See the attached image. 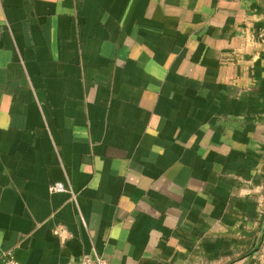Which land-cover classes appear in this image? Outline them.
<instances>
[{
    "label": "crops",
    "instance_id": "0c3cea01",
    "mask_svg": "<svg viewBox=\"0 0 264 264\" xmlns=\"http://www.w3.org/2000/svg\"><path fill=\"white\" fill-rule=\"evenodd\" d=\"M4 251L264 264V0H0Z\"/></svg>",
    "mask_w": 264,
    "mask_h": 264
},
{
    "label": "built area",
    "instance_id": "2783aa9c",
    "mask_svg": "<svg viewBox=\"0 0 264 264\" xmlns=\"http://www.w3.org/2000/svg\"><path fill=\"white\" fill-rule=\"evenodd\" d=\"M51 191H61L64 189L62 183L55 182L49 186ZM0 264H21L19 263L13 256L11 251H4L0 256ZM75 264H107L106 258L98 253H94L93 255H82L77 263Z\"/></svg>",
    "mask_w": 264,
    "mask_h": 264
}]
</instances>
